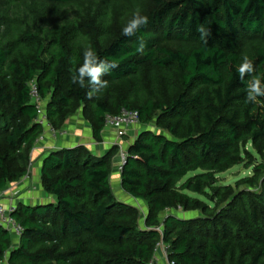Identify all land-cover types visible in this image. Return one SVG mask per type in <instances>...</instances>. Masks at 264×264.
<instances>
[{"label": "trees", "instance_id": "trees-1", "mask_svg": "<svg viewBox=\"0 0 264 264\" xmlns=\"http://www.w3.org/2000/svg\"><path fill=\"white\" fill-rule=\"evenodd\" d=\"M89 1L0 0V191L28 176L44 130L30 95L35 81L55 129L83 109L101 141L106 116L127 108L168 133L143 130L126 147L121 187L146 212L114 194L118 148L101 157L82 146L52 152L41 175L54 201L19 204L12 216L24 234L14 247L0 227V264H149L161 244L173 264H264V193L235 195L218 214L194 197L214 191L222 203L232 188H215L220 175L246 161L257 173L264 168L247 149L264 152V107L245 102L236 71L247 55L264 79V0H148L149 22L131 37L67 10ZM202 23L207 44L196 31ZM160 36L194 46L174 51ZM88 47L117 65L91 98L71 79ZM146 70L160 72L148 85ZM199 209L205 216L171 213Z\"/></svg>", "mask_w": 264, "mask_h": 264}, {"label": "rangeland", "instance_id": "rangeland-1", "mask_svg": "<svg viewBox=\"0 0 264 264\" xmlns=\"http://www.w3.org/2000/svg\"><path fill=\"white\" fill-rule=\"evenodd\" d=\"M47 7L51 8L50 5ZM137 7L141 9V14L143 15H145L151 8L148 0H135L131 2H124L122 0H90L85 4H82L80 6L78 5V6L70 7L67 10H69L74 15L76 10L79 9L81 13H84L88 17L90 16L92 18H96L97 22H99L100 24H104L107 30L110 32L111 36H118L123 34L122 29L124 25L131 18L133 12ZM159 44L174 51H189L194 46V43L192 41H182L176 39L175 37H170L165 39L162 36H160L159 38ZM159 74L160 72L154 70H146L143 74V80L148 85L151 81L156 79ZM78 115H82L84 125L88 126L86 132H88L90 135L93 136L94 138L93 142L101 143L103 140L98 141L94 137L92 122L85 116L83 109H78L73 114L69 115L64 125H62L59 129H56L57 133L53 136H55L56 138H61V137L68 138V136H70L71 134L75 133V131H77L76 130L77 128L79 130L80 127H78L77 126L78 123L75 122L76 119L75 117H78ZM143 130H150L156 133L168 134L163 128L158 127V123L156 122V120L145 126L140 124L137 128L131 130L128 136L123 140L124 146L127 147L128 144L133 142L136 139V137L139 135V133ZM247 149L249 154H251L252 156L253 159L252 161L255 162L257 166L258 165L264 166V152L263 153L259 152L258 150L254 149L252 145H249ZM118 161L119 159L115 157L114 164L112 166L111 183L116 197L120 199L122 202H126V198L129 199V197L121 187ZM248 162L249 161H246L244 164L237 166L218 177L219 182L215 187L216 189L219 190L222 187H228V186L232 188V190L228 192L227 194L228 196L225 197L226 200H224V202L222 203L215 202L214 191H209L207 196H194V197L201 200L206 205L214 207V213L218 214L230 206L231 202L229 201V198L231 200V198L233 199V196L235 195L243 194L244 192L252 193V194H263L264 188L262 187L264 185V168H262V170L257 173L254 171L255 170L254 168L247 167V164H250ZM31 164L32 163L30 160V164L28 166V172L30 171V173L32 170ZM247 178H255L257 180L256 184H258V186L257 187L248 186L247 183H245V179ZM39 185H41L40 187L43 188L42 180H41V184L10 185V187L12 186L13 193L12 196L9 197L11 202L9 206H13V207L16 206L18 208L19 204L20 203L23 204L24 202L22 201H26V199L28 198L25 197L29 192L28 189L36 193ZM16 191L18 192V195L15 196L14 192ZM128 201H131V199H129ZM134 202L136 203V201ZM136 204L143 205L139 207H142L141 210L144 209L143 212H146L145 204L141 202H137ZM171 213L179 218L182 217L184 219H194L205 216L203 215L200 209L189 212L177 210V211H172ZM13 244L14 247H18L20 245V240L15 235H13ZM163 254L164 252L160 250V252L158 253V258L159 260L162 261V264H168L167 258Z\"/></svg>", "mask_w": 264, "mask_h": 264}, {"label": "clouds", "instance_id": "clouds-1", "mask_svg": "<svg viewBox=\"0 0 264 264\" xmlns=\"http://www.w3.org/2000/svg\"><path fill=\"white\" fill-rule=\"evenodd\" d=\"M149 22L147 15L141 14V9L137 7L133 12L131 18L127 21L122 29L124 36H135L136 33ZM196 31L199 33L200 38L205 44L211 36V30L206 23L200 24ZM146 45L141 41L137 47V51L143 53ZM72 63H76L75 57ZM117 67L114 61L108 59H100L97 53L88 47L83 52L82 64L74 69L72 74V82L79 84L82 88H89L87 95L89 98L96 95L102 89L106 88L108 82L103 77L111 72L112 69ZM239 79L246 83V96L245 102L260 105L264 107V79L255 75L256 67L253 60L249 59L247 55L242 57L241 63L237 66Z\"/></svg>", "mask_w": 264, "mask_h": 264}, {"label": "crops", "instance_id": "crops-1", "mask_svg": "<svg viewBox=\"0 0 264 264\" xmlns=\"http://www.w3.org/2000/svg\"><path fill=\"white\" fill-rule=\"evenodd\" d=\"M75 118H76L75 122L78 123L77 126L80 127V129L78 130L77 128L76 129L77 131H75V133L68 136V138L67 137L66 138L64 137L56 138L50 133L48 128H44L43 133L41 135L42 139L34 145L31 151V156H30L31 163H32L31 173L29 171L28 176H26L20 182L13 184V185L41 184V180H42L41 172H42L43 161L52 152L82 146V147H85L87 150H89L95 156L101 157V156L106 155L111 149L114 148V144L116 142V134L113 130L105 128L102 133L103 141L101 143H94L93 136L90 135L88 132H86V129L88 128V126L84 125L82 115H78V117H75ZM40 186L41 185L38 186V190L36 193L28 189L29 192L27 196H25L28 198L26 199V201H22L24 202L23 203L24 205L35 207L38 205H46L54 201V198L52 196L46 194L44 187L41 188ZM128 197L129 199H131V201H128L129 199L126 198V202L124 203H127L135 207L143 206L141 204L140 205L136 204L137 202L143 203L142 201L135 200L130 195H128ZM134 201H136V203ZM139 208L141 209L142 207H139ZM143 210L144 209H142V211ZM160 264H162L161 260H160Z\"/></svg>", "mask_w": 264, "mask_h": 264}, {"label": "built area", "instance_id": "built-area-1", "mask_svg": "<svg viewBox=\"0 0 264 264\" xmlns=\"http://www.w3.org/2000/svg\"><path fill=\"white\" fill-rule=\"evenodd\" d=\"M30 95L33 104L37 108L38 118L37 123L43 126V128H48L52 135H55L56 129L50 124L47 112H46V100L42 99L39 93V88L37 83L34 81L30 86ZM141 124L140 113L136 110H130L127 108H123L122 111L117 114H108L105 118V128L113 130L116 134V142L114 147L118 148V153L116 157L119 159L118 161V169L121 171L123 169V165L127 161V148L124 146L123 140L128 136L129 132L135 128H137ZM42 139V136L38 139L39 142ZM13 190L12 186L6 188L3 191H0V227L9 232L12 236L15 235L21 240V237L24 234L23 227L16 222L13 218L12 214L15 212L17 207L9 206L10 198L12 196ZM14 195H18V192H14ZM13 207V208H12ZM163 248H162V247ZM161 251L164 252V256L167 258L168 264L170 263L167 249L164 245H160L156 250V257L149 264H160V260L158 258V253ZM5 264H8L5 261Z\"/></svg>", "mask_w": 264, "mask_h": 264}]
</instances>
